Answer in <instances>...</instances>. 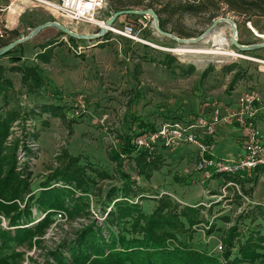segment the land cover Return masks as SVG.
Instances as JSON below:
<instances>
[{
  "label": "rangeland",
  "instance_id": "obj_1",
  "mask_svg": "<svg viewBox=\"0 0 264 264\" xmlns=\"http://www.w3.org/2000/svg\"><path fill=\"white\" fill-rule=\"evenodd\" d=\"M40 1L58 3L59 0ZM40 1L32 2L34 5L29 1L15 2L11 7L10 12L17 14L22 7L32 5L23 20L20 17V26L31 28L18 33L16 39L52 21L79 34L99 32L98 25L68 22L54 15ZM106 9L101 12L99 21L105 22L109 18ZM204 18L175 15L165 30L178 38H196L211 24ZM218 18L235 22L239 42L243 45L264 40V17H253L247 22L223 10L215 19ZM124 26H130L139 40L147 44L133 43L111 33L96 41L72 42L52 29L49 34L53 35L48 41L33 43L39 38L36 35L16 47L10 55L0 57L3 66L8 63L7 68H17V73L8 72V77L6 72L0 71V122L5 120L8 127L7 137L1 144L0 180L9 169L14 172L6 191L0 187V202L10 197L12 190L23 196L22 203L16 201L22 215L15 209L10 211L9 217L0 214V229L7 232L6 241H0L1 263L80 264L83 250L87 251L89 261L82 264L96 261L93 247L100 248V243L89 250L83 245L86 240V243L94 244L97 237L107 240L111 232L118 235L117 228L105 226V217L115 203L112 195L115 193L121 197L124 194L120 190L125 185L120 181L119 169L109 159L119 152L124 137L134 138L143 130L146 131L144 134H152L165 123L180 120L190 123L199 116L208 118L197 110L207 104H221V98L230 94V84L237 74L243 82L257 85V90L245 85V91H242L255 92L259 96L257 108L264 105L261 102V95H264V51L240 53L230 43L231 31L227 25H219L209 37L221 34L226 41L224 46L215 45L210 40L179 45L158 35L148 17L122 16L111 28ZM172 27L178 32H171ZM251 29L258 35L255 36ZM7 36L6 33L5 38ZM183 48L209 49L212 53L186 55L173 52ZM23 51L33 55L32 58L25 57ZM222 51L230 55L217 54ZM61 54L78 58L79 65L75 69L83 74L79 90L75 87L56 90L42 77L39 60H61ZM21 56L24 59L17 63ZM58 67L68 70L73 65L63 60ZM57 68L52 67L50 72L59 73ZM29 69L33 71L27 72L23 78L24 70ZM68 78L69 81L75 80L71 74ZM35 81L38 83L34 84ZM189 146L171 149L160 141L154 144L150 157H160L159 169L150 172L148 178L139 176L133 163L124 160L120 171L130 176L135 184L132 189L136 197L128 198L147 217L164 205L167 208L162 210L161 217L170 211L177 216L173 229L160 227L154 230L164 234L161 231L167 229L172 234L166 239L168 246L179 253L173 257L172 264L224 263L223 239L231 228H237L234 242H243L249 233L255 237L256 233L264 236V174L259 173L253 185L246 180L252 174L238 180L240 177L229 178L200 171L199 151L192 146L197 153V161L193 164L186 152ZM75 169L80 181L77 188V181L65 184L61 180L62 174L69 175ZM258 170H264V167ZM198 174L202 175L201 179ZM24 185L27 187L25 192L22 190ZM41 192L43 198L53 193L55 198L59 194L55 199L57 208H39L35 199ZM31 197L34 199L30 200ZM187 207L197 212H189L188 218L179 216V212ZM46 215L48 222L43 229L26 240L17 239L18 230L32 227ZM155 218L160 221L159 217ZM111 246L120 252L118 247ZM235 251L231 250L230 260ZM142 253L124 264H149L144 257L146 254ZM150 256L152 264H166L161 254L150 251ZM245 264L264 262L260 263L256 258Z\"/></svg>",
  "mask_w": 264,
  "mask_h": 264
},
{
  "label": "trees",
  "instance_id": "obj_2",
  "mask_svg": "<svg viewBox=\"0 0 264 264\" xmlns=\"http://www.w3.org/2000/svg\"><path fill=\"white\" fill-rule=\"evenodd\" d=\"M105 3L107 6V16H110L111 14L118 11L130 9L153 10L159 19V25L161 29L165 32V26L170 25V18L175 15L179 18H182L184 15H200L205 17L204 19L206 23L215 20V18L218 17L219 13L223 10L225 12L242 17L247 22H249L253 17H264V0H105ZM171 30V32H178L175 27H172ZM6 33L8 34V36L6 38L0 39V47H3L14 41L18 36L17 31ZM70 40L72 42L75 41L73 39ZM13 51L9 53H12ZM0 71H2L1 68ZM29 71L33 70H24L25 73L23 75V78L27 76V72ZM240 79H242L241 76H239L238 74L235 75L233 81L230 84L231 90H233L235 86L234 83ZM35 83L38 82L35 81L34 84ZM145 132V130L141 131L134 138L143 135ZM7 134V122L3 120L0 122V152L2 141L5 140ZM134 138H130L128 136L124 137L122 139L119 152L113 156H109L110 161L119 169L118 173L120 181H123V185H125L124 187H122V189H120L124 193L121 197L116 196L117 194L115 193L114 195H112L111 199L115 201V203L113 209H110L106 213L105 217V226L109 227L110 229L117 228L118 235H115L113 232H111L110 238H108L107 240H99L97 237V239L93 240L95 241L94 244L86 243L88 242L86 240L84 242L86 245H83V248L87 250L91 249L93 245H96L97 243H100L101 245L100 248L93 247V255L97 260L91 261L89 264H101V262H104L105 264H124V262L126 263V261L128 262L136 257L139 252H143L142 254H146L144 255V257L147 259V261H149V264H152L153 261L152 259H150L151 256L149 257L150 251L161 254L163 260L166 261V264H172V262L174 263L175 259L173 257L179 256L177 250H174V248H170L166 240L172 234H170L167 229L161 231L164 234H161L160 231L159 233L154 231L156 228L160 227L173 229L175 221L178 220L177 216L172 214V212L170 211L164 214L163 217H161L162 210L167 208V205H164L159 206L152 214V216L147 217L141 213V211L138 209V206L133 203V200L128 198L136 197V194L132 189L135 184L134 182H132L130 176H128L127 174H123L120 171L121 167L123 166L124 160L133 163L139 176H145L148 178L150 177V172L159 169L158 163L160 157L151 158V152L145 150H137L132 143V140ZM2 163L3 161L0 159V175ZM13 173V170L9 169L8 172L4 175L3 180H0V187L4 191H6L8 187V182L13 178ZM76 173L77 170L75 169L74 172H69V175H72L71 177L67 175V173L62 174L61 180L65 184H71L77 181L75 183V187L77 188L78 185L80 186V181L77 180L78 176H76ZM259 173H264V170H255L249 178L247 177L246 180L248 182H251L253 185L256 184ZM245 176L246 175L240 177L238 180H243ZM75 177L76 179H74ZM26 189V185L22 186V190H24V192L27 191ZM18 193L19 192L12 190L11 196L0 202V214H3L5 217H9L11 216L10 211L13 209H15L16 211L18 210L17 212L19 213L17 202L21 201L22 203L23 196L19 195ZM42 194L43 192H41L38 198L35 199V203L38 204L39 208H57L58 204H56L57 201L55 199L59 194H56L55 198H53V195L55 193L45 198H43ZM32 199L34 198L31 197L30 200ZM189 212H197V210L187 207L186 209L179 212V216L188 218ZM19 214L22 215V213ZM155 217H159L160 221L158 222ZM47 220L48 217L46 215L43 219L37 221L36 224L32 227L28 229L18 230L17 239L19 241H23L31 237L34 233L39 232L46 226V223L48 222ZM126 235L129 237L126 238ZM139 235H141V237H139ZM248 235L249 237L245 238L243 242H234L235 238L237 237V228H231L229 234L226 235V237L223 239L225 250L224 263L216 262V264H245L251 259L256 258H259V262L263 263L264 236H261L259 233H256V237L253 233H249ZM6 238L7 232L0 229V241H6ZM111 245H115L114 247H118L120 249V252L115 251V249ZM0 250L2 249L0 248ZM107 250H109V252H106ZM231 250L236 251L235 253H233L234 256H232V259L230 260ZM87 255V251L83 250L81 255L83 256L82 260H79L78 263L82 264L83 261H89V257ZM0 264L5 263H1L0 260Z\"/></svg>",
  "mask_w": 264,
  "mask_h": 264
},
{
  "label": "built area",
  "instance_id": "obj_3",
  "mask_svg": "<svg viewBox=\"0 0 264 264\" xmlns=\"http://www.w3.org/2000/svg\"><path fill=\"white\" fill-rule=\"evenodd\" d=\"M17 0H11L12 5ZM35 2L40 0H24ZM54 15L68 22L86 24H104L99 21L101 12L106 9L105 0H59L58 3L40 1ZM23 8V7H22ZM4 8H0V39L5 38L10 25L3 19ZM101 28V27H100ZM108 33L120 36L133 43H145L139 40L138 34L130 26L121 29L110 28ZM147 44V43H145ZM260 98L255 92H243L234 108L222 104L211 107L208 118H197L192 122L175 121L161 124L152 134H143L132 140L137 150L151 152L158 141L171 149L191 145L199 151L198 170L211 172L229 178L243 177L264 167V141L255 126ZM225 124H236L241 130L242 155L238 158H212L210 147L202 141L201 135L213 137L217 129ZM233 185V184H232ZM61 217V215H59Z\"/></svg>",
  "mask_w": 264,
  "mask_h": 264
},
{
  "label": "crops",
  "instance_id": "obj_4",
  "mask_svg": "<svg viewBox=\"0 0 264 264\" xmlns=\"http://www.w3.org/2000/svg\"><path fill=\"white\" fill-rule=\"evenodd\" d=\"M23 1L17 0L16 2H18L20 4ZM30 3H32V2H30ZM6 4H8L7 7H6ZM14 4L15 3L10 5L9 3H7V0H0V8H4L5 10H8V13H6V11H5L2 14V17L10 25L9 30L17 31L18 33H20L23 30H30L29 29V28H31L30 26H26V27H23L22 25L20 26V24H21L20 21L23 20V18H22L23 15H25V13H27V11H29L28 9L30 7H32V5H34L35 3L34 4L32 3V5H30V4L26 5L25 8L20 9L19 13H17V14L10 12L11 11L10 9ZM20 17L22 18V20L20 19ZM50 29L51 28L45 29V30L41 31L39 34H37L39 38H37V40L33 43H40L41 44V42H43V41H48L49 38L52 37V35H53V34H49V32L53 31L52 29L51 30ZM61 36H62V38L64 37L63 35H61ZM96 51H99V50H96ZM25 53L26 52L23 51V54L25 57L30 56V54L27 55L28 53H26V54ZM8 55H10V54H8ZM24 56H21L19 59L17 58V63H21L22 60L24 59ZM32 56L33 55H31L29 57V59H31ZM63 60L68 61L71 65H73V68L68 69V70H63V68L58 67L59 65L60 66L62 65ZM39 61H40L39 69L42 72V74H41L42 77L49 80L47 82L48 85L55 87L56 90H61L62 88L63 89L64 88L71 89L72 87H75L78 89V88L82 87V75H83L82 71H80L79 69H75V66L79 65L78 64V61H79L78 58H75L73 56L62 55L61 60H57V58H54V59H51L50 61L49 60L48 61L39 60ZM7 65H8V63L6 64V67H5L0 62V68H2L3 72L7 73L6 77H8L9 73H11V72L17 73V70H16L17 68H13L11 66H9L11 68H7L8 67ZM10 65H14L15 67L17 66V64H10ZM64 65H66V64H64ZM32 66L33 65H31L30 67H32ZM52 67L53 68L58 67L57 70L59 73H61V75L59 76V73H56V72H54V73L50 72V69ZM70 74L72 75V77L75 76L74 81L73 80L69 81L68 76H70ZM62 76H64V78ZM0 79L2 80V78H0ZM245 85L247 87L250 85L249 88L255 87L254 88L255 90L259 89L258 87H256L257 86L256 84L253 85L251 82L245 83L240 79L235 84V86H234L233 90H231L230 94L224 95L221 98L220 103L223 106H227L228 108H234L236 106V103H237L239 96L243 93V91H245L244 90ZM262 101L264 102V95H261V102ZM211 107H212V105L207 104L205 107L199 108L197 111L200 115L205 114L206 117H208L210 115V112H211ZM255 126H256V129L258 130V132L260 133L262 140L264 141V105H262V104L258 106V113H257V117L255 119ZM201 137H202L201 139L209 145V147H210L209 156L212 158H231V159H233V158H238L240 155H242L241 130L236 124H227V125L221 126L216 131L215 135H213V137H206L203 135H201ZM186 152H187V155L189 156L188 157L189 160H191L192 163L194 164L195 161H197V153L195 151V148L192 146H189V148ZM186 152H185V154H186ZM201 176L202 175L198 174V177L200 179H201Z\"/></svg>",
  "mask_w": 264,
  "mask_h": 264
},
{
  "label": "water",
  "instance_id": "obj_5",
  "mask_svg": "<svg viewBox=\"0 0 264 264\" xmlns=\"http://www.w3.org/2000/svg\"><path fill=\"white\" fill-rule=\"evenodd\" d=\"M122 16L148 17L149 19L152 20L153 28L158 35H160L163 38L172 40L179 45L185 46V45H192V44H196L199 42H203L209 35L213 34L216 31L219 25L224 24V25H227L231 31V35H230L231 45L236 50H238L240 53L254 52V51H259V50L264 49L263 39L261 42L257 44H251V45L241 44L238 39L237 26L235 22L227 18H218V19L213 20L210 26L200 36L196 38L182 39V38H178L174 36L173 34L163 31L159 25V19L153 10L130 9V10L118 11V12L111 14L109 18L104 22V26L100 28L99 32L93 35H84V34L73 32L66 26L62 25L61 23L55 22V21L47 22L43 25L37 26L36 28L31 30L27 35L25 36L21 35L18 39L10 42L9 44L3 47H0V57L5 56L9 52L13 51L16 47L33 39L41 31L45 29H49V28L55 29L64 37L73 39L75 41H89V42L96 41L98 39L103 38L108 33L109 29L114 26L115 21Z\"/></svg>",
  "mask_w": 264,
  "mask_h": 264
},
{
  "label": "bare ground",
  "instance_id": "obj_6",
  "mask_svg": "<svg viewBox=\"0 0 264 264\" xmlns=\"http://www.w3.org/2000/svg\"><path fill=\"white\" fill-rule=\"evenodd\" d=\"M104 26V24L102 23V24H99V27H103ZM251 32L255 35V36H257L258 35V33L256 32V31H254L253 29H251ZM256 32V33H255ZM212 35V34H211ZM211 35H209L204 41H211L213 44H215V45H219V46H224V45H226V41L223 39V37H222V35L221 34H218V33H216V35H214V36H212L211 38H209ZM260 36V35H259ZM209 38V39H208ZM261 38V37H260ZM262 38H264V37H262ZM203 41V42H204ZM173 52H177V53H181V54H186V55H188V54H193V53H195V54H209V53H212L209 49H199V50H192V49H189V48H183V49H178V50H173ZM216 54V53H215ZM218 55H230V54H228V53H225V52H218L217 53Z\"/></svg>",
  "mask_w": 264,
  "mask_h": 264
}]
</instances>
